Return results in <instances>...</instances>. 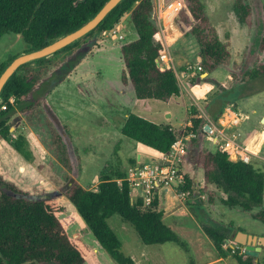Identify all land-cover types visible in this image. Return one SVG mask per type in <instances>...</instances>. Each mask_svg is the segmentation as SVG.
Masks as SVG:
<instances>
[{"label":"trees","instance_id":"16d2710c","mask_svg":"<svg viewBox=\"0 0 264 264\" xmlns=\"http://www.w3.org/2000/svg\"><path fill=\"white\" fill-rule=\"evenodd\" d=\"M106 1L0 0V36L5 33L18 34L27 45L24 52L33 51L79 28L95 15ZM169 1L163 0V4ZM179 1L180 8L173 19L182 34L185 37L192 36L198 44L197 65L202 68L200 73L209 74L216 68L225 66L230 60L228 46L210 24L201 0ZM243 1L234 0L233 4L241 21L245 20L249 12L248 5ZM124 16L128 17L134 36L119 46L123 62L121 83L130 84L137 99L166 102L180 95L181 86L176 68L157 61L159 55L166 50V45L157 23L153 1L120 0L91 31L48 56L20 65L4 84L0 92V105L6 104V108H0V138L9 142L23 158L32 160L33 156L27 147L25 136L13 135L10 131V121L15 113L21 116L29 127L45 132L46 149L56 159L61 171L73 169L68 149L53 120L45 111L43 96L35 95L49 78L63 70L65 64L67 70H63L62 76L66 75V71L71 67L74 68L90 50L95 36L114 27ZM258 45L264 50V12ZM16 56H9L0 63V73ZM183 66L186 70V66ZM249 76H264V63L257 66ZM190 79L188 84L192 86L191 82L203 78L198 76ZM53 86L52 84L45 92H49ZM10 98H13V102L9 101ZM213 100L215 103H208V106L214 113L208 106L207 111H204L215 121L223 106L228 103L220 104L217 97ZM195 111L194 107H190L192 126L188 127L187 131L192 132L193 136L188 137V147L191 143L200 146L207 138L200 130L204 119L198 113L195 114ZM256 131H246L244 143ZM120 132L158 153H166L180 131L168 124H158L129 112L121 124ZM259 135L253 137L250 142L252 147ZM208 141V145L200 148L194 156L195 166L202 171L203 184L199 189H195L191 179L184 176L179 189L188 191V196L197 191V197L204 196L211 204L218 198L222 205L248 212L251 218L264 224V171L255 167L251 156L248 162L231 160L228 152L220 145ZM260 154H264V145ZM130 164L136 166L135 157L131 159ZM42 165H38V169L43 170ZM45 168L46 171H52L55 165L50 160ZM113 175H101L95 189H88L74 181L65 194L98 244L116 263L133 264V260L122 253L121 242L107 223V217L113 214H118L123 221L130 223L145 244L174 242L187 248L186 242L164 223L163 211L155 193L149 205L144 203L142 197L134 200L125 179L126 172L117 170ZM203 204L201 201L194 206L205 209L207 213ZM198 217L202 222L203 232L220 253L235 252L237 264H263L244 252L238 254V249L226 247L223 250V244L228 238L227 233L236 227L233 222L218 224L212 217L210 220L202 219L199 214ZM73 220L72 215H65L64 206L55 198H31L27 192L0 175V264H82L90 249L79 237L68 232ZM238 230L244 229L237 227L236 231Z\"/></svg>","mask_w":264,"mask_h":264},{"label":"rangeland","instance_id":"374dc122","mask_svg":"<svg viewBox=\"0 0 264 264\" xmlns=\"http://www.w3.org/2000/svg\"><path fill=\"white\" fill-rule=\"evenodd\" d=\"M152 1L155 5V0ZM201 2L210 24L215 28L219 38L228 46L230 60L225 66L218 67L209 74L207 72L191 73L192 79L201 74L199 77L203 78L191 82L192 89L198 90L197 94L192 91L193 97L184 90L185 86H189L188 82L191 79L185 80L186 70L183 65L185 62L197 65L198 44L192 36L185 37L178 33L176 41L169 46V49L178 77L181 79L182 94L167 102L155 99L137 100L139 103L145 102L146 108H143V110L146 109L145 111H136V108L132 107L136 99L132 86L123 85L120 80L123 63L119 45L133 36L129 19L124 16L119 26L115 25L111 28L120 30L117 36L121 38H111L113 32L107 31L96 35L90 44V50L75 64L74 68L71 67L66 71L67 74L62 76L63 70H67L65 64L63 70L49 78L35 95L43 96L45 111L53 120L68 149L72 170H60L61 167L59 168L56 159L46 149L45 132L29 127L17 113L10 121V131L13 135L25 136L33 159L23 158L9 142L0 138V175L27 192L31 198L51 197L64 206L65 215H72L74 218L68 227V232L72 236L79 237L90 249L89 255L82 264L118 263L98 244L91 230L67 198L65 191L74 181L88 189H95L101 175L112 176L117 170L125 172V169L131 165L133 156L141 154L144 159L156 156L154 149L138 144L119 132L117 125L122 114L126 112V110L123 111L124 109L128 110L132 107L130 109L132 113L140 114L156 123H168L182 132L186 117L190 120L192 118L189 112L190 107H194L195 114L200 115L203 110L207 111V103L217 97L220 104L225 102L236 107L241 123L246 129L262 128L260 121L264 115V76L249 75L257 66L264 63V50H261L258 45L264 0H244L249 12L243 21L234 10V0H201ZM170 16V13H163L161 18L164 17L167 20ZM26 49L27 45L20 35L13 33L1 35L0 63L9 56L18 55ZM52 84L54 86L51 90L45 92ZM200 94L202 95L199 96ZM187 105L189 108L186 112ZM122 111L123 113L120 114ZM118 115L120 117L117 119ZM185 133H187L186 130ZM263 137L264 134L261 132L258 140H262ZM208 140L210 139L205 138V142L200 146L191 143L189 148L187 139L184 158L190 159L193 169H195L194 156L200 148L208 145ZM50 160L55 168H51L52 171H46L45 167ZM38 165H42L43 170L38 169ZM255 167L264 171V163H255ZM178 199L171 212L179 213L184 209L186 214L183 212V217L175 216L174 224L178 231H174L186 242L187 248L174 242L145 244L139 238L135 228L123 221L118 214L107 217L108 225L121 242L122 253L132 258L133 264H198L200 261L207 262L217 258L220 259L208 263L237 264L235 252L226 251V254H222L215 248L213 242L203 232L198 214L205 220H210L212 217L218 224L233 222L236 227L227 233L228 238L223 244V250L231 247V244L232 248L239 250L238 254L243 252V246L234 242L237 226L253 232L264 231V224L251 218L248 212L224 206L218 198L212 204L207 202L204 196L197 197L196 194L186 196L182 198V201ZM201 201L204 202L207 213L205 209L194 206ZM168 221V218L164 219L166 224ZM199 228L202 232L198 235ZM184 231H188V234ZM257 260L264 264V251Z\"/></svg>","mask_w":264,"mask_h":264},{"label":"built area","instance_id":"2783aa9c","mask_svg":"<svg viewBox=\"0 0 264 264\" xmlns=\"http://www.w3.org/2000/svg\"><path fill=\"white\" fill-rule=\"evenodd\" d=\"M179 8V0H170L167 4H163V0H155L157 23H159V19L163 13H170L171 16H174ZM119 31L114 28L107 32H113L111 38H121V36H117ZM157 61L160 64L171 66L175 69L174 59L167 45L166 50L159 55ZM201 70L202 68L198 65L186 64V73H200ZM176 75L179 84H181V79L178 77L177 72ZM9 101L13 102V98H10ZM0 108L5 109L6 104H1ZM200 115L204 119L200 130L213 144L220 145L224 151H227L231 160H241L244 162L250 160V152L243 141L244 136L237 128L241 123V118L234 106L226 105L215 121L204 110ZM205 124L209 125L208 129H204ZM191 126V120L186 119L183 131L178 133L166 153H159L152 162H140L138 165L127 169L125 179L129 184L131 192L136 189L141 190V195L146 205L150 204L153 194L157 190L172 188L173 183L177 180L179 181L178 186L183 184L179 174V164L186 154L187 139L193 136L192 132L187 131V128ZM185 130L187 133H185ZM262 158L264 159V157ZM177 195L180 199L186 198L188 191L178 189Z\"/></svg>","mask_w":264,"mask_h":264},{"label":"crops","instance_id":"0c3cea01","mask_svg":"<svg viewBox=\"0 0 264 264\" xmlns=\"http://www.w3.org/2000/svg\"><path fill=\"white\" fill-rule=\"evenodd\" d=\"M157 17V16H156ZM171 19V20H170ZM120 23V22H119ZM119 23L118 24H116L117 26H119ZM158 25H159V27L161 28V33H162V36H163V39H164V42H165V44L169 47L171 44H173L175 41H176V38H177V34L178 33H180V35L182 34V32L180 31V29L178 28V26H177V24H176V22H174V19H173V16H170V18L169 19H167L166 20V18H161L160 17V19H159V23H158ZM110 30V29H109ZM108 31V30H107ZM120 32V31H119ZM170 33H175V34H171L170 35ZM133 36H134V32H133ZM132 36V37H133ZM172 36V37H171ZM131 38V37H130ZM130 38H127L126 40H128V39H130ZM125 42V41H124ZM124 42H122V43H124ZM122 43H120V45L122 44ZM119 45V46H120ZM120 53V52H119ZM123 63V62H122ZM187 63H189V62H185V66H186V64ZM123 69V68H122ZM122 71V70H121ZM177 72V71H176ZM185 73V80L187 81L188 80V78H190V75H191V73H186V71L184 72ZM183 73V74H184ZM206 74V73H205ZM202 75V74H201ZM201 75H199V76H201ZM193 86V85H192ZM192 86H189V87H186L185 86V91L187 92V94L190 96V97H193L192 96V91H193V93L194 94H197V88H191ZM87 87H88V85H87ZM182 89H180V95L182 94ZM191 92V93H190ZM121 94V93H120ZM122 95V94H121ZM179 95V96H180ZM202 94H200L199 96H201ZM178 96V97H179ZM122 97V96H121ZM172 98H175V97H172ZM172 98H170L169 100H171ZM137 100H147V99H135V101L133 102L134 103V105L132 106V107H134V108H136V111H145V110H143V108H146L145 106H146V104H145V102L144 103H139V101H137ZM149 100V99H148ZM168 100V101H169ZM167 102V101H166ZM209 104H214L215 102H214V100L212 99L211 101H209L208 102ZM208 103H207V105H208ZM226 105H228V104H225L223 107H225ZM132 107L130 108V109H132ZM209 107V109H211V112H213V110H212V108L210 107V106H208ZM133 108V109H134ZM188 108H189V106L187 105V106H185V109H186V112H187V110H188ZM130 109H124L123 111H125L126 110V112L125 113H123V111L120 113V114H122V117H121V120H120V122H119V124L117 125L118 126V130H119V132H120V127H121V124H122V122H123V120H124V118H125V116L129 113V112H132V111H130ZM235 109H236V107H235ZM120 110V109H119ZM214 113V112H213ZM137 114V113H136ZM138 115H140V114H138ZM167 116H169V114L167 115ZM188 116V115H187ZM120 117V115H118V117H117V119ZM186 119H187V117H186ZM186 119H185V121H186ZM184 121V122H185ZM156 123V122H155ZM158 124H168V123H165V122H163V123H158ZM168 125H170V124H168ZM171 126V125H170ZM172 127V126H171ZM172 128H174V127H172ZM240 131L243 129V131H241L242 132V134H244L245 135V132L246 131H250L251 130V128L252 127H250V128H245L243 125H242V123H240V125L237 127ZM253 129H256L257 131L256 132H254L253 134H252V136H251V138H249V140L246 142V146H247V149H248V151L250 152V156H251V160H252V162L254 163V165H255V163H264V159L262 158V157H264L263 155H261L260 154V150H261V148L263 147V145H264V137L262 138V140L261 139H259V140H257V142H256V144L255 145H253V148H254V151L252 150V149H249V144H250V142L252 141V139H253V137H255V136H258L261 132H263V134H264V130H263V127L261 128V129H258V128H252V130ZM244 132V133H243ZM121 133V132H120ZM122 134V133H121ZM123 135V134H122ZM243 135V136H244ZM124 136V135H123ZM129 139V138H128ZM133 141V140H132ZM261 141V142H260ZM260 142V143H259ZM136 143H138V142H136ZM138 144H140V143H138ZM258 144H259V146H258ZM143 145V144H142ZM190 148V147H189ZM156 155V156H155ZM155 157H151L150 159H147V158H142V156H141V154H138V155H136L135 156V159H136V165H137V163L139 164L140 162H152L158 155H159V153L157 152V151H155ZM134 157V156H133ZM132 157V158H133ZM189 157V156H188ZM147 159V160H146ZM194 166H195V164H194ZM129 167H131V165L129 166ZM128 167V168H129ZM128 168H126L125 169V172L127 171V169ZM183 169V171H181ZM192 174H191V173ZM179 174H180V176H181V179L184 177V176H188L190 179H191V183H192V186L195 188V189H199V187H201V185L203 184V177H202V171H201V169H199V168H197L196 166H195V169H193L192 167H191V163H190V159L189 158H187V157H185V158H183V160L180 162V164H179ZM178 184H179V181L177 180V181H175L174 183H173V187L172 188H164V189H159V190H157L156 192H154L155 194H156V197H157V201H158V204H159V207L162 209V211H163V216H162V219H163V221H164V219H166V218H168V224H166V222H164L167 226H169L170 228H172L173 230H176V231H178V229H177V226H176V224H174V220H176V218H175V216H178V217H183L184 216V214H186L185 213V211H184V209L183 210H180L179 211V213H173V212H171L172 210H173V208L175 207V202H178L177 201V199L179 198L178 197V195H177V191H178V189H179V186H178ZM132 193V198L135 200V199H137L138 197H142V192H141V190H139V189H136V190H134V191H132L131 192ZM197 193V191H194V194H196ZM221 195H223L224 196V194H222L221 193ZM143 198V197H142ZM178 200H180V201H182V199H178ZM145 203V202H144ZM183 212H184V214H183ZM187 214H189V213H187ZM186 216V215H185ZM190 217V216H189ZM184 230V229H183ZM199 232L197 233L198 235L200 234V232H202V230L199 228ZM186 234H188V231H184ZM243 232H245L246 234H248V235H253V236H264V231H259V232H253V231H251V230H243ZM204 234V233H203ZM206 235V234H205ZM264 251V247H262V249H261V251L259 252V255L262 253ZM217 259H220V258H217ZM217 259H213V260H209V261H207V262H204V261H200L198 264H207L208 262H211V261H214V260H216V261H218ZM133 260V259H132ZM134 262V261H133Z\"/></svg>","mask_w":264,"mask_h":264},{"label":"water","instance_id":"95a60500","mask_svg":"<svg viewBox=\"0 0 264 264\" xmlns=\"http://www.w3.org/2000/svg\"><path fill=\"white\" fill-rule=\"evenodd\" d=\"M119 1L120 0H107L106 3L99 9V11L79 28L52 40L41 48L29 52H22L14 57L0 73V92L8 78L20 65L48 56L84 36L86 33L95 28ZM260 122L262 123L264 130V115L262 116ZM208 127V124L204 125V129H208ZM234 242L243 246V252L245 255L257 258L262 247H264V236H251L243 231L238 230L234 234ZM230 246L232 247L231 244Z\"/></svg>","mask_w":264,"mask_h":264},{"label":"bare ground","instance_id":"6f19581e","mask_svg":"<svg viewBox=\"0 0 264 264\" xmlns=\"http://www.w3.org/2000/svg\"><path fill=\"white\" fill-rule=\"evenodd\" d=\"M249 149H252L254 151V148L252 146L249 145Z\"/></svg>","mask_w":264,"mask_h":264},{"label":"flooded vegetation","instance_id":"af4514ba","mask_svg":"<svg viewBox=\"0 0 264 264\" xmlns=\"http://www.w3.org/2000/svg\"><path fill=\"white\" fill-rule=\"evenodd\" d=\"M236 233V232H235Z\"/></svg>","mask_w":264,"mask_h":264}]
</instances>
